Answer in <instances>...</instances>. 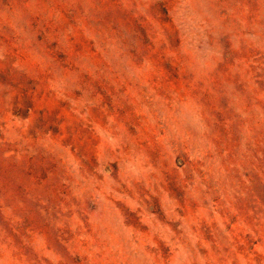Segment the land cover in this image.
I'll return each instance as SVG.
<instances>
[{"label":"rangeland","instance_id":"374dc122","mask_svg":"<svg viewBox=\"0 0 264 264\" xmlns=\"http://www.w3.org/2000/svg\"><path fill=\"white\" fill-rule=\"evenodd\" d=\"M0 264H264V0H0Z\"/></svg>","mask_w":264,"mask_h":264}]
</instances>
